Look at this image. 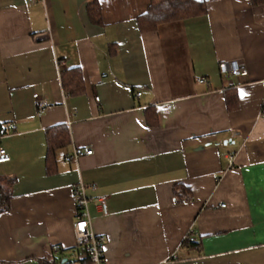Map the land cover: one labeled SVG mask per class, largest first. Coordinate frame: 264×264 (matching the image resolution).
Wrapping results in <instances>:
<instances>
[{
	"label": "crops",
	"instance_id": "0c3cea01",
	"mask_svg": "<svg viewBox=\"0 0 264 264\" xmlns=\"http://www.w3.org/2000/svg\"><path fill=\"white\" fill-rule=\"evenodd\" d=\"M92 1L0 0V126L16 125L1 141L14 184L0 264H79L80 183L105 264H264V4L196 0L205 15L143 32L151 0H98L100 23ZM229 63L241 71L224 78ZM58 126L70 140L48 169ZM75 148L93 155L66 162Z\"/></svg>",
	"mask_w": 264,
	"mask_h": 264
},
{
	"label": "trees",
	"instance_id": "16d2710c",
	"mask_svg": "<svg viewBox=\"0 0 264 264\" xmlns=\"http://www.w3.org/2000/svg\"><path fill=\"white\" fill-rule=\"evenodd\" d=\"M254 5L264 4V0H251ZM205 1L196 0H151L147 12L139 18V25L143 32H153L159 25L189 19L192 17L203 16L207 11ZM89 15L92 20L100 23L101 10L98 0H93L88 6ZM62 81L66 93L70 96H76L83 92V76L80 68H73L62 72ZM229 104V101H228ZM2 127V126H0ZM47 167L55 162V152L60 147L69 143V134L66 126H58L47 131ZM14 184L12 180L0 178V214L9 211L11 188ZM191 200V192L188 188L182 191H176V201L184 203ZM83 250L80 248L81 260L79 264H90L87 258H82ZM51 264H61V261L54 259ZM64 264H73L66 262Z\"/></svg>",
	"mask_w": 264,
	"mask_h": 264
},
{
	"label": "built area",
	"instance_id": "2783aa9c",
	"mask_svg": "<svg viewBox=\"0 0 264 264\" xmlns=\"http://www.w3.org/2000/svg\"><path fill=\"white\" fill-rule=\"evenodd\" d=\"M240 68L236 63L221 64L220 73L224 78L238 75ZM199 83H203V80H198ZM137 96H141V93H137ZM96 101L99 102V98L96 97ZM46 109V104L43 101H38L39 113H43ZM76 113L74 111L68 119V125L71 124L72 116ZM260 117L264 118V107L260 111ZM16 130V125L11 124L9 127H0V165L6 164L11 161V157L7 150L1 145L2 139L8 135L11 131ZM93 155L91 148H75L73 152L65 159L68 163H77L81 157ZM74 198L77 205L78 215L75 222L74 230L76 236V242L79 248L84 252L82 258H87L90 264H105V237L95 234L92 228V221L88 209L89 199L86 194V187L80 183L76 186L74 191ZM101 209L104 214L107 213V204L105 199L100 200ZM224 204L220 207L224 208ZM185 242L188 244H195V239L188 235ZM163 264H171L170 260L165 261Z\"/></svg>",
	"mask_w": 264,
	"mask_h": 264
}]
</instances>
